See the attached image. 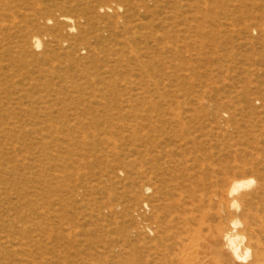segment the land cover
Here are the masks:
<instances>
[{
  "label": "rangeland",
  "instance_id": "374dc122",
  "mask_svg": "<svg viewBox=\"0 0 264 264\" xmlns=\"http://www.w3.org/2000/svg\"><path fill=\"white\" fill-rule=\"evenodd\" d=\"M149 139L264 176V0H0V264H134Z\"/></svg>",
  "mask_w": 264,
  "mask_h": 264
},
{
  "label": "bare ground",
  "instance_id": "6f19581e",
  "mask_svg": "<svg viewBox=\"0 0 264 264\" xmlns=\"http://www.w3.org/2000/svg\"><path fill=\"white\" fill-rule=\"evenodd\" d=\"M148 141L137 146L129 182L137 200L134 264H264V176L232 173L245 172L243 164L231 172L209 161L182 167Z\"/></svg>",
  "mask_w": 264,
  "mask_h": 264
}]
</instances>
